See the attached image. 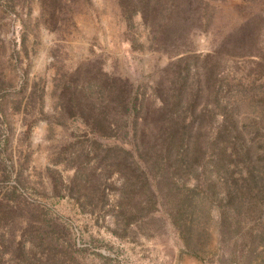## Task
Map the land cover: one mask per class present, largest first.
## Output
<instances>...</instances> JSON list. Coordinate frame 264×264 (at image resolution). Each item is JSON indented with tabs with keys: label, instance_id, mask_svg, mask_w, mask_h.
<instances>
[{
	"label": "rangeland",
	"instance_id": "1",
	"mask_svg": "<svg viewBox=\"0 0 264 264\" xmlns=\"http://www.w3.org/2000/svg\"><path fill=\"white\" fill-rule=\"evenodd\" d=\"M204 1L203 27L174 54L148 49L140 17L128 26L117 0H0V264H264V0ZM185 54L217 64L207 118L212 137L224 113L236 122L238 156L220 171L207 157L205 170L180 177L146 169L140 194L155 201L138 219L116 207L120 179L103 177L96 209L80 185L92 169H76L92 136L60 109L63 81L98 67L151 92ZM130 138L98 140L132 149ZM185 187L194 215L181 218Z\"/></svg>",
	"mask_w": 264,
	"mask_h": 264
},
{
	"label": "trees",
	"instance_id": "2",
	"mask_svg": "<svg viewBox=\"0 0 264 264\" xmlns=\"http://www.w3.org/2000/svg\"><path fill=\"white\" fill-rule=\"evenodd\" d=\"M117 1L128 26L132 27L130 22L135 15L140 17L148 49L174 54L186 52V36L203 27V16L209 10V3L204 0ZM209 56L198 61L196 55L185 54L169 62L151 92L145 87L134 88L128 80L106 74L98 67L88 68L82 75L79 70L63 81L60 109L80 120L92 136L76 150L85 156L76 169H92L80 185L92 187L98 198L96 209L103 207V177L116 175L120 179L122 187L116 207L127 217L138 219L145 213L144 201H155L153 192L140 194L148 187L146 169L168 171L180 177L205 170L207 157L218 158L215 167L220 171L225 156H238L239 148L231 138L236 122L232 119L226 123L228 114L224 113L217 134L211 135L208 103L218 100L219 69ZM128 134L132 149L104 145L98 140ZM247 153L246 150L245 156ZM72 179L73 183L78 181ZM112 182L114 185L108 186L116 188V181ZM213 187L208 184L207 190L212 192ZM185 189L177 208L181 218L194 215L196 197L191 188Z\"/></svg>",
	"mask_w": 264,
	"mask_h": 264
}]
</instances>
